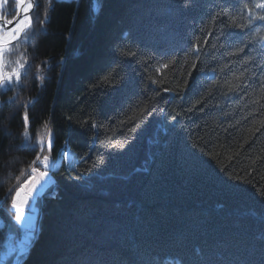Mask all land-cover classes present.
I'll list each match as a JSON object with an SVG mask.
<instances>
[{
	"label": "trees",
	"instance_id": "trees-1",
	"mask_svg": "<svg viewBox=\"0 0 264 264\" xmlns=\"http://www.w3.org/2000/svg\"><path fill=\"white\" fill-rule=\"evenodd\" d=\"M225 3L243 0H36L5 57L24 54L19 85L0 90V240L39 152L21 147L25 110L59 161L22 264H264V22L238 17L243 53L213 48ZM99 148L126 174L96 172Z\"/></svg>",
	"mask_w": 264,
	"mask_h": 264
},
{
	"label": "snow or ice",
	"instance_id": "snow-or-ice-1",
	"mask_svg": "<svg viewBox=\"0 0 264 264\" xmlns=\"http://www.w3.org/2000/svg\"><path fill=\"white\" fill-rule=\"evenodd\" d=\"M15 4L17 12L16 17L9 20L6 17L0 16V20L4 21V23L0 24V90H10L13 82L19 85L21 72L25 69V64L21 62V58L24 54L21 53V58H18L15 61L16 67L12 68L11 71L5 70L6 65L9 63L5 57L6 54L12 50V41H18L22 38L26 42L29 38L28 33L31 31L34 34L31 24V16L29 13L34 6L38 5L34 3V0H15ZM189 5L190 0H184V7H188ZM254 9L258 10L255 14ZM244 12H247L248 15V25H252L254 21L264 22V14H262L264 13V0H243L242 4L238 3L236 5L225 3L224 5H215L214 8L210 10V23L215 26L217 25V22H219L220 25L219 32L216 33V39L220 43L212 45L213 48L219 46L224 48L225 51L234 48V50L228 51L230 56L239 55L245 51L243 46H234V33L232 31V29L246 28L245 24L238 22V17H240ZM21 13H23L22 17L20 15ZM40 23H47V9H45V19L40 21ZM12 24H14V27L8 29L7 25ZM200 31L204 32L205 29L201 28ZM213 31H209L208 35H212ZM257 31H260V29L258 28ZM207 43L208 40L205 39L204 44L206 45ZM243 43V41H240L241 45ZM16 47L18 48L19 44H17ZM260 47L261 50H264V40L261 41ZM192 49L199 53V43H194L192 45ZM129 54L135 55V53ZM165 67H167V65H165ZM192 67L195 68L196 64L193 63ZM262 71H264V69H262ZM189 75L191 74L189 73ZM241 75H243V73ZM153 83H155V81H153ZM23 119L25 129L23 132L24 143L21 147H30L32 151H36V149L39 148V152L28 166L30 169L29 178L15 189V196L12 198L11 208L14 210L15 222L17 225H22L25 218V208L30 205V200L34 198L33 193L38 191V185L41 187L43 186L41 182L46 181L49 172L54 167V162L50 159V154L52 152L51 133L49 132L47 134V142L43 137L38 136L36 142L32 143L28 129L27 110L24 112ZM45 128H47L46 124ZM44 152H48L49 155H43ZM68 155L69 154L67 152L64 153L65 158ZM40 166L43 167V171H40ZM21 175H25V170H21ZM79 178V176L76 177V179ZM16 179L19 181L20 178L17 177ZM261 194L264 195V192Z\"/></svg>",
	"mask_w": 264,
	"mask_h": 264
},
{
	"label": "rangeland",
	"instance_id": "rangeland-1",
	"mask_svg": "<svg viewBox=\"0 0 264 264\" xmlns=\"http://www.w3.org/2000/svg\"><path fill=\"white\" fill-rule=\"evenodd\" d=\"M4 3H5V0H0V10L3 8ZM7 18L12 19L13 17L10 16V14H8ZM63 159H64V162H68L72 160V156L70 155V157L67 156L65 158V156L63 155ZM58 161L59 159L57 160V162ZM93 161H94L93 162L94 170L101 174H122L124 175L126 174L128 170L127 162L124 159L116 157L112 152L107 151L104 148L98 149V156L97 158H94ZM57 162H54V167L52 169L56 168ZM43 170H44L43 167L40 166V171H43ZM28 173L30 174V171H28ZM29 174H27L28 175L27 179L29 178ZM41 183L43 186L42 187L40 185L37 186L38 191H35L33 193L34 198L30 200V205L25 208V218L22 224H23V227L28 228V229H32L34 226L36 227V223H37L36 213H37V210H38L37 208L39 207V205L36 204L35 198L36 197L40 198L42 195H45V193L49 192L48 188L53 183L51 172H49V175L46 181H42Z\"/></svg>",
	"mask_w": 264,
	"mask_h": 264
},
{
	"label": "bare ground",
	"instance_id": "bare-ground-1",
	"mask_svg": "<svg viewBox=\"0 0 264 264\" xmlns=\"http://www.w3.org/2000/svg\"><path fill=\"white\" fill-rule=\"evenodd\" d=\"M15 2V1H14ZM36 7V6H35ZM35 9V8H34ZM96 9L97 8H95L94 7V11H96ZM12 10L14 11V12H16V4L14 3V5H13V7H12ZM31 19H32V16H31ZM48 22V21H47ZM32 24H33V20H32ZM12 27H14V24H12V25H7V28L8 29H10V28H12ZM68 152L71 156H72V154L69 152V149L67 148L66 150H65V152ZM64 152V153H65ZM70 155H68L69 157H70ZM73 157V156H72ZM30 171V170H29ZM29 174V173H28ZM27 177H28V175H25V178L24 179H27ZM24 182V180L21 182V184ZM39 195V194H38ZM15 196V190H14V192H13V194H12V198ZM39 198V197H38ZM37 197L35 198L36 200H35V202H36V204H37V199H38ZM38 208H41L42 209V205L41 206H39ZM41 209H38L37 210V213H36V215L38 214L39 215V218H36V221H37V223H36V227H38V229H39V223H38V220H40V218H41V213H40V211H41ZM13 212H14V210L13 209H11ZM35 221V222H36ZM14 223H16L15 222V216H14ZM35 227V226H34ZM35 227V228H36ZM23 229H28V228H25V227H23V224L22 225H17V223H16V228L14 229V228H12V229H10L9 231H8V233H7V236L3 239V240H0V243H2V242H4V245L7 247V248H9V249H12L13 248V246H14V239L15 238H17V240H20L21 239V236H23L22 234H23ZM38 240V239H37ZM37 242V241H36ZM35 245V244H34ZM15 247V250H16V252L14 253V258L16 259V257H17V253L18 254H22V255H24L25 253H27V251H28V249L30 248L29 247V245L27 244V242H25V243H22L21 245H19L18 247H16V246H14ZM30 252H31V250H30ZM30 254V253H29ZM29 254L27 255V257L29 256ZM12 256V255H11ZM27 257H26V259H27ZM13 258V259H14ZM25 259H23L22 260V263H23V261H24ZM21 263V264H22Z\"/></svg>",
	"mask_w": 264,
	"mask_h": 264
},
{
	"label": "flooded vegetation",
	"instance_id": "flooded-vegetation-1",
	"mask_svg": "<svg viewBox=\"0 0 264 264\" xmlns=\"http://www.w3.org/2000/svg\"><path fill=\"white\" fill-rule=\"evenodd\" d=\"M30 230L23 229V236H21L20 240L14 239V246L18 247L22 243L27 242L29 238ZM13 246L12 249L7 248L4 245V242L0 243V264H12L13 263V256L16 252L15 247ZM12 255V256H11Z\"/></svg>",
	"mask_w": 264,
	"mask_h": 264
},
{
	"label": "water",
	"instance_id": "water-1",
	"mask_svg": "<svg viewBox=\"0 0 264 264\" xmlns=\"http://www.w3.org/2000/svg\"><path fill=\"white\" fill-rule=\"evenodd\" d=\"M34 3L36 4V0H34ZM34 8H35V6H34ZM34 8L30 11V13H29L30 16H31V13L34 10ZM16 15H17V12H14V16L13 17H16ZM20 15L22 17L23 16V13H21ZM3 17H6V15L3 16ZM47 21H48V19H47ZM2 23H4V21L3 20H0V24H2ZM31 24H32V19H31ZM15 42H17V41H12V44L15 43ZM32 235H34V237H33L32 241L30 243V246H29L30 248L28 249L27 253H25L19 260H16L14 264H21L22 263V260L23 259H26L27 255L30 253V250L32 249V247L34 246V244L36 243V241H37V239L39 237L38 230L36 231V233L33 230L32 231Z\"/></svg>",
	"mask_w": 264,
	"mask_h": 264
}]
</instances>
